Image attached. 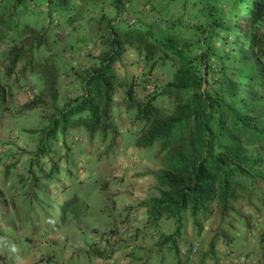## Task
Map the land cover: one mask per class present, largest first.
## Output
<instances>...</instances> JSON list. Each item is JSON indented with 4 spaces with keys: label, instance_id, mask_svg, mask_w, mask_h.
<instances>
[{
    "label": "trees",
    "instance_id": "16d2710c",
    "mask_svg": "<svg viewBox=\"0 0 264 264\" xmlns=\"http://www.w3.org/2000/svg\"><path fill=\"white\" fill-rule=\"evenodd\" d=\"M72 1L0 0V114L13 99L11 79L16 87L22 80L20 68L37 76L43 87L38 93L28 78L23 82L31 97L25 107L34 108L46 98L53 108L46 123L32 131L38 135L34 151L24 171L15 172L17 180L29 186L34 201L43 196L36 204L39 209L48 194L49 230L86 214L90 206L86 194L72 187L82 180L76 176L77 169L71 171L70 160L78 142L88 138L99 145L114 142L120 132L114 122L113 96L124 88L123 103L135 111L133 120L141 123L134 147L146 149L158 142L162 154V168L156 175L158 197L145 204L148 227L160 231L162 220L172 218L174 231L160 246L170 245L168 253L176 259H182L180 246L192 257L199 248L193 251L192 240L181 242L186 212L192 217L206 214L214 202L221 212L232 211L239 192L264 204V0H203L206 23L195 42L151 22L129 24L128 20L121 28L101 10L92 19L105 50L81 75L80 92L59 104L58 67L48 56L36 61L34 55L48 43L47 30L39 29L31 17L61 14ZM212 1L220 2L217 10L210 8ZM112 3L116 15L129 10V0ZM216 40L219 47L213 46ZM129 49L142 63L141 88L146 83L154 88L142 99L136 96V83L123 81L115 67ZM159 62L174 68L162 87L153 74ZM164 98L170 101L167 105L161 102ZM253 146L258 150L249 156ZM1 158L4 163L13 160L7 173L16 170L14 154ZM10 206L14 209L13 203ZM93 251L105 257L104 250ZM189 255L183 260H189Z\"/></svg>",
    "mask_w": 264,
    "mask_h": 264
},
{
    "label": "rangeland",
    "instance_id": "374dc122",
    "mask_svg": "<svg viewBox=\"0 0 264 264\" xmlns=\"http://www.w3.org/2000/svg\"><path fill=\"white\" fill-rule=\"evenodd\" d=\"M112 1L73 0L70 3V8L61 14L57 13L48 17L45 13L31 17V22L35 23L39 29L44 28L47 30L48 43L34 55L36 61H41L48 56L49 60L58 67L59 104L80 92L79 81L81 75L94 63L95 58L105 50L100 33L97 31V24L92 19L93 16L98 17L101 10L104 12L102 14L110 15L113 23L118 24L121 28H126L127 21L130 18H135L140 23L151 22L155 26L171 28L181 36V39L188 42L197 41V36L202 34L199 33V28L206 23L203 15V0H129V10L120 15L114 14L115 9ZM219 5L220 2L216 1L209 3L210 8L213 10H217ZM67 15L72 19H68ZM51 18H56L58 28H55L49 22ZM263 25H261L262 32L264 30ZM214 42L213 46L219 47L220 42L218 40ZM78 43L80 44L79 47L76 45ZM123 58L124 60L122 59L120 64H116L121 79L123 81H134L136 83L134 85L136 96L141 99L145 98L146 94L152 92L154 88L151 85L152 83H146L145 89L141 88L142 63L138 59L139 57L136 56V51L129 49ZM126 66H130V68H126ZM20 69L18 73L22 80L19 86L16 87L14 78L11 79L10 88L13 90V99L9 104V109L0 114V198L7 199L11 204L13 203V207L16 209L14 227L23 226L24 229L19 228L22 236H20L18 244L8 243V245L4 241H12L13 233L4 235V226L0 225V264H15L35 260L49 262L52 256L47 251V244L50 240L56 241L57 244L64 230L62 227H54L49 230L46 222V218L51 213L48 194L46 199L42 201L44 208L39 209L40 207L36 204L43 200V196L39 195L34 201L31 198L33 193H30L29 186L23 187L18 182L15 174L16 171H24L28 160L33 154L38 135L32 133V131L36 132L46 123V116L53 112V108L46 98L44 100L40 99L41 103L34 108L25 107L31 97L25 91L27 85L22 86L23 82L28 78L31 86L33 83L38 93L40 87L42 90L43 87L41 83H38L37 76L36 78L31 77L30 71H24L23 73ZM173 71L174 68L169 62H159L158 68L154 70L153 74L158 79L160 87L167 84ZM138 82L139 85H137ZM148 85L151 86L150 91L147 89ZM124 94V88H119L115 92L113 100L116 110L119 105L124 106ZM34 98H38L37 94L34 95ZM161 102L167 105V102L170 101L164 98ZM118 112L116 111L114 122L120 133L118 132L119 135L114 142L110 145L107 143L99 145V143L91 141L89 138L86 141L78 142L75 144L73 157L70 160L72 164L71 171L77 169L76 176L82 180L81 183H74L72 187L80 194H86L89 209L94 210L92 215L87 212L82 220L84 222H86L85 220L96 221L99 217L104 216L106 218L107 216L112 225L108 230L105 229L106 231L103 234L107 233L109 237L117 235L113 232H120L117 228L126 227L127 218L131 213L135 214V225L130 228L126 227L125 230H129L131 236L134 235L136 227H138L137 223H139L138 207H143L138 203L124 205V209L129 214H125V212L123 216H118L114 208L113 197L115 195L127 198L134 196V182L132 180H136L135 182L139 180L140 182L143 179V175L136 173L140 162L129 148L133 144L135 134L139 131L141 123L133 120V111L129 109L125 113ZM123 134L127 137L126 141H123ZM11 141H14V144ZM152 147H154L152 150L155 149L152 155L156 151V156L153 155L152 159L160 167L159 160L162 155H159V143H154ZM256 150L258 149L255 146L250 147L249 156H253L257 152ZM9 154H14L17 159L15 161L16 170H9L7 173L8 165L13 160H6L4 163L1 156ZM146 164L144 166L148 167ZM60 169L62 172L65 169L63 162L60 163ZM238 195L239 198L234 203L232 211L223 213L214 202L208 206L206 214H198L192 217L190 213L186 212L182 219V235L201 232L204 225H206L217 236H222V234L228 236L238 235L239 232L247 229L246 236L249 240H255L256 237L262 238L264 233L260 234L261 228L253 222L256 219L255 213H253L255 201L249 200L241 192ZM114 209L115 214L113 213ZM100 226L104 225L101 223ZM32 238H35V241H32ZM225 239L230 241L234 240V237ZM104 241L108 243L106 237ZM197 243L199 242L197 241ZM4 245H8V248H4ZM131 245L134 244H128L130 251H132ZM102 250H106V248ZM114 261L116 260L114 259ZM116 264H120V261H116Z\"/></svg>",
    "mask_w": 264,
    "mask_h": 264
},
{
    "label": "crops",
    "instance_id": "0c3cea01",
    "mask_svg": "<svg viewBox=\"0 0 264 264\" xmlns=\"http://www.w3.org/2000/svg\"><path fill=\"white\" fill-rule=\"evenodd\" d=\"M67 18L72 19L68 15ZM76 45L79 47L80 44ZM117 73L119 74L118 70ZM126 110L125 105H119L117 110L114 107V111H119L118 113H125ZM131 111H133V114L135 113L134 110ZM123 137V141H126L127 137L124 134ZM152 146L146 149H138L133 144L129 146L132 154L140 162L136 173L143 175V179L140 182L139 180L135 182L136 180L131 179L134 182V196L127 198L115 195L112 199L114 200V208L118 216H123L127 211L124 209V205L138 203V205L143 206L141 208L138 207V222L141 224V227L135 231L134 235L131 236V232L125 230V227H119L117 229L120 232H113L117 235L109 237L107 233L103 234L106 231L105 229L108 230L112 225L107 218L103 216L99 217L96 221L85 220L86 222H84L82 219L85 218V214H83L71 222V224L62 227L64 230L57 244L53 240H50L47 244V251L52 256L49 262L35 260L15 264H116V261H120V264H264V235L262 238L256 237L255 240H249L246 236L247 229L242 230L238 235L228 236L222 234V236H217L214 231H211L209 227L203 224L204 228L201 232H194L191 235L187 234L185 236L181 235V242L192 240L194 242L193 245L197 241L199 242V249L197 252L193 249L196 253L192 257L189 253L186 254L183 247L180 246L179 253L182 256L181 260L176 259L174 255L168 253L170 245L160 246L164 242V239L173 233L174 222L172 218H164L160 223L162 227L160 231H155L154 228L148 227L150 225L147 216L149 207L145 206V204L158 197L160 187L156 175L162 168L161 164L158 167L152 159L153 155L156 156V151L152 155V152L155 150H152L154 148ZM159 155L161 156L162 154L160 153ZM145 163H147L148 167L144 166ZM10 205L11 203L7 199L0 198V225L4 226V235L13 233V240L10 242L4 241V243L15 245L18 244L22 235L20 229L14 227V215L16 214ZM115 209L113 211L114 214ZM93 211V209H89L87 212L92 215ZM253 213H255L256 217L253 222L261 228L260 234H262L264 233V204L255 202ZM98 221L103 223L104 226H100ZM105 237L108 239V243L104 241ZM227 237H234V240L228 241L225 239ZM128 244H134L132 251H130ZM8 245H4V248H8ZM95 248L99 250L106 248L104 250L105 257L96 256L93 251ZM164 255L166 256L164 257ZM187 255L190 256V259L187 261L183 260Z\"/></svg>",
    "mask_w": 264,
    "mask_h": 264
},
{
    "label": "built area",
    "instance_id": "2783aa9c",
    "mask_svg": "<svg viewBox=\"0 0 264 264\" xmlns=\"http://www.w3.org/2000/svg\"><path fill=\"white\" fill-rule=\"evenodd\" d=\"M149 6L147 5V8H148ZM134 23H136V19L135 18H130L129 19V24H134ZM51 24L55 27V28H58V21L56 20V19H54L52 22H51ZM150 88H151V86L150 85H148L147 86V89L150 91ZM152 90V89H151ZM25 91L28 93V95H30V90H29V88L28 87H25ZM127 223H126V227L127 228H130V227H134V225H135V214L134 213H131L130 215H129V217L127 218ZM125 227V228H126ZM198 247V243H196L195 245H194V249H196ZM130 248L131 249H134V245H131L130 246Z\"/></svg>",
    "mask_w": 264,
    "mask_h": 264
}]
</instances>
